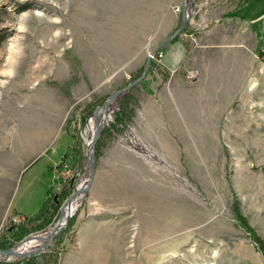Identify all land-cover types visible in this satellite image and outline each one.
Listing matches in <instances>:
<instances>
[{"label": "rangeland", "instance_id": "1", "mask_svg": "<svg viewBox=\"0 0 264 264\" xmlns=\"http://www.w3.org/2000/svg\"><path fill=\"white\" fill-rule=\"evenodd\" d=\"M182 2L0 0V250L61 221L88 183L91 119L179 29ZM245 2L189 0L185 30L113 106L67 226L0 264H264L235 213L264 241V0ZM50 189L55 216L13 241Z\"/></svg>", "mask_w": 264, "mask_h": 264}, {"label": "water", "instance_id": "2", "mask_svg": "<svg viewBox=\"0 0 264 264\" xmlns=\"http://www.w3.org/2000/svg\"><path fill=\"white\" fill-rule=\"evenodd\" d=\"M186 1L187 0H183V2H182V22H181V26L179 27V29L176 30L167 39H165L161 44H159L154 50H152V52L149 54V58L147 60L145 69H144L141 77L136 79V80H134L133 82H131L128 86H126L122 90L114 93L107 100V102L104 104L103 107H105L108 104H110L113 99H118L119 102H120V100L122 99L123 96L127 95L131 90H133L137 86L141 85V83L144 81V79L148 75V72H149V70L151 68V62H152V59L154 58L155 54L158 53L164 46H166L167 44L171 43L175 38H177L185 30V28L187 27V25L189 23V19H190V16H191V14L189 15L188 11L186 10V6H185ZM105 127L106 126H101L97 130V132L94 133V135L92 136V141H91V143L89 145V152H88V160L87 161H88V168H89L90 175H89V179H88V185L83 190L82 189L78 190V188L75 189V191L72 194V196L61 205V212L63 211L64 207L69 203V201L71 199H73V198H75L77 196H80V195H84V194H86L89 191V189H90V187L92 185V182L94 180V176H95V151H96V144L98 143V141H99V139H100V137L102 135V132L105 129ZM143 151H144L145 154L150 155L151 159H153L155 163L160 164L161 166H163V168L172 171L171 167L169 165L165 164L162 160L158 159L155 154L149 153L146 149H143ZM174 174L176 176H178L179 178H181L178 173L174 172ZM59 222H60V218L55 223L54 227H55L56 230L51 235L47 245L45 247H43V249H41L39 251V253H36V252L35 253H31V255H28V256L23 257V258H28L30 256H35L36 254L42 253L50 245V243L52 242L53 238L64 228V227H59ZM13 248H11L9 250H0V252L11 253ZM2 262H8V261H2Z\"/></svg>", "mask_w": 264, "mask_h": 264}, {"label": "bare ground", "instance_id": "3", "mask_svg": "<svg viewBox=\"0 0 264 264\" xmlns=\"http://www.w3.org/2000/svg\"><path fill=\"white\" fill-rule=\"evenodd\" d=\"M185 6H186V10L188 11V14H189L191 12L189 0L186 1ZM116 103L119 104V100L113 99L111 101V105H109L108 107H105V108L103 107L104 109H99L97 111L96 115L91 119L90 126L88 129V133L91 135V137L94 135L95 132H97V130L101 126H106V124H108V122L111 120L110 116L112 114L113 106ZM91 141H92V139H91ZM89 144H90V141H89ZM87 185H88V183L81 188L79 187L78 190L83 189ZM84 196L85 195H80L67 204V206L65 207V210H64V216L62 217L61 221L59 222V227H66L67 226V224H68L67 221L77 211L82 200L84 199ZM55 230L56 229L54 227L48 233L45 232L46 234L38 235V236H35L33 238L30 237L31 239L28 238L22 244H20L21 246H19L18 248H16V247L13 248L11 253L0 252V261H8L10 259H14L13 261H17V260L22 259L23 257L31 255V253H35V252L39 253V251L47 245L51 235L53 234V232ZM30 257H32V256H30Z\"/></svg>", "mask_w": 264, "mask_h": 264}, {"label": "trees", "instance_id": "4", "mask_svg": "<svg viewBox=\"0 0 264 264\" xmlns=\"http://www.w3.org/2000/svg\"><path fill=\"white\" fill-rule=\"evenodd\" d=\"M50 201L51 200L49 197L47 200H45L44 204L42 205L37 215L26 218L25 222H23L24 224H21L19 228H17L16 230L17 232L13 231L14 233L12 236L13 241L17 242V241L22 240L25 234L29 232V230L31 229V226L32 227L34 226L33 227L34 229L37 225L38 226L42 224L44 225L46 222H50L49 220H51L55 216L56 210L59 207L57 200H53L52 203ZM235 213L238 219L242 222L243 227L247 230L249 235H252L256 245L258 246L260 251L264 254V241L262 240L261 237L256 235L254 229L249 226L248 221L242 217V214L240 212L238 205L235 208Z\"/></svg>", "mask_w": 264, "mask_h": 264}, {"label": "crops", "instance_id": "5", "mask_svg": "<svg viewBox=\"0 0 264 264\" xmlns=\"http://www.w3.org/2000/svg\"><path fill=\"white\" fill-rule=\"evenodd\" d=\"M243 5H245L244 7L248 6V0H246V2H245ZM240 7H241V6H240ZM230 19H231V18H230ZM231 20H233V19H231ZM234 22H235V21H234ZM240 23L243 24V25H248L249 28H250V26H251L250 23H249L248 21L245 22V21H243V19L240 21ZM38 161H39V160H38ZM38 161H36V162H38ZM61 161H63V159H62ZM61 161H60V162H61ZM36 162H35V163H36ZM60 162H59V163H60ZM35 163H34V164H35ZM59 163L56 164V165H57V167H56V172H58L59 175H61V174L64 173V170H65L64 168H65V167H64V166H58ZM34 164H32L28 169H30ZM28 169H27V170H28ZM27 170H26V171H27ZM53 193H56V191L53 192V190L50 189L48 198L51 197ZM48 198H47V199H48ZM44 202H45V200H44ZM44 202L42 203V205L44 204ZM24 208H25V207H24ZM23 210H25V209H23ZM39 211H40V210H39ZM14 212L17 214V217L24 218L23 215H21V214L19 213V209H18V208L15 207ZM30 216H31V217L35 216L34 213H33V211H31Z\"/></svg>", "mask_w": 264, "mask_h": 264}, {"label": "built area", "instance_id": "6", "mask_svg": "<svg viewBox=\"0 0 264 264\" xmlns=\"http://www.w3.org/2000/svg\"><path fill=\"white\" fill-rule=\"evenodd\" d=\"M67 167H65L64 169V173L63 176L68 179L69 177H71V173L69 172V170L66 169Z\"/></svg>", "mask_w": 264, "mask_h": 264}]
</instances>
